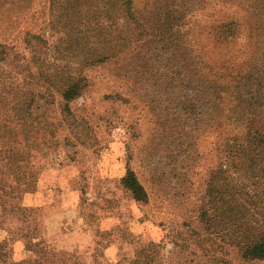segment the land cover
Wrapping results in <instances>:
<instances>
[{
	"label": "rangeland",
	"instance_id": "obj_1",
	"mask_svg": "<svg viewBox=\"0 0 264 264\" xmlns=\"http://www.w3.org/2000/svg\"><path fill=\"white\" fill-rule=\"evenodd\" d=\"M221 1L226 7L215 6L214 0H133V18L128 19L116 0H0V46L10 50L0 62V125L16 131L4 139L0 133V149L12 145L16 150L13 164L0 162V242L9 238L14 262L32 258L35 264H56L33 255L34 244L43 242L84 264H211L207 259L264 264L240 259L232 231L238 220L256 229L264 219V170L259 169L264 159L257 165L251 159L231 163L225 157L229 141L208 132L191 146L189 139L173 146L155 133L162 121L154 117L159 111L142 108L145 93L138 92L140 87L127 89L119 80L151 79L157 64H164L160 52L149 45L161 13L160 22L169 29L179 18L181 32L191 31L193 48L202 47L204 60L211 57L217 64L229 58L230 66L252 64L245 39L251 31L262 42L258 69L264 93V0ZM217 9L242 20V37L231 42L217 38ZM253 24L256 29H250ZM198 33L203 37L196 38ZM107 51L113 60L85 65ZM71 75L85 77L88 87L68 104L71 116L61 121L56 107H43L37 96L56 97L57 80ZM238 77L225 82L235 88ZM235 92L229 90L227 96ZM3 97L12 100L4 110L13 109L7 113L12 119L4 122ZM24 99L34 100L27 110ZM230 108L226 100L224 116L232 113ZM45 110L47 120L59 125L56 152L46 160L36 135L42 126L39 114ZM30 111L28 117L25 112ZM234 127L238 141L248 130L264 136V114L246 116ZM127 163L151 192L147 204L135 203L120 185ZM37 172L33 193L22 195L21 201L22 207L37 210L36 218L19 226L17 216L3 215L16 199L11 174ZM203 212L213 219L210 227L201 220ZM17 227L21 235L13 232Z\"/></svg>",
	"mask_w": 264,
	"mask_h": 264
},
{
	"label": "trees",
	"instance_id": "obj_2",
	"mask_svg": "<svg viewBox=\"0 0 264 264\" xmlns=\"http://www.w3.org/2000/svg\"><path fill=\"white\" fill-rule=\"evenodd\" d=\"M214 1L215 6L222 8L226 7L225 2L221 0ZM116 2L120 14L123 15L122 17L132 19L133 0H116ZM213 16L217 23V38H221L223 42H231L238 40L240 38L239 36L242 37L240 24L242 20H240L236 14L230 12L226 13L221 9H217L213 13ZM161 18L162 15L159 13L157 26L151 36L149 45H154L153 50L160 52L161 57L163 56L164 58V64H157L156 70H154L157 74L151 77V79H130L129 77L125 79L124 77L119 80H122L127 89L140 87L138 92L142 91L145 93L142 108H147V110L152 109L153 113L159 111L157 116L155 115L154 117L162 121L161 125L163 127L159 125L155 133H159L162 140L168 141L169 139L170 144L175 146L179 145L180 139H189L188 146H191V143L195 142V139L198 138V136H202L204 133L208 132L217 134L218 136L223 135L226 140L229 141L228 147L226 148L227 155L225 157L230 159L231 163H234L238 159H251L253 162H256L257 165L259 161L264 159V136L258 134V132L248 130L244 137L238 141V138L233 132L235 127L231 128V126H233L237 120L238 122L239 120H245L246 116L258 118L264 114L262 110L264 106V93H261L259 90V81L262 78L260 77L261 71L258 69V61L260 60V55L258 56V53L262 51L259 44H262V42H260V40L256 38L257 36L252 34L251 31L250 34H246V47L248 50H252L251 55L248 56V60L251 61L252 64L238 62L235 66H230L229 63H232V58L217 64L211 57L204 60L205 55L202 54V47L198 49L193 48L194 38L188 39V35L191 31L189 32L187 29L188 32H181V24L177 25L179 18H175V25L171 26L170 29L166 27L165 23L160 22ZM253 18H256V16H253ZM254 25L255 24L251 25L250 29H256ZM170 31H174L176 38ZM138 37L139 36H136V38ZM198 37L202 38L203 33H198L196 38ZM166 38L170 39V41L167 42L165 46L163 45L161 48H157L156 45L160 43V45H162V42H164ZM123 41L126 42V38L123 39ZM127 42L131 44L129 39ZM6 50L10 52L9 49L0 46V62L6 60ZM113 57L114 54L107 51L93 56L88 62H85V65L93 66L94 64H104ZM206 57H208V55H206ZM245 57L246 56L242 58ZM168 62L169 64H167ZM247 69L248 71L246 72ZM237 76L239 77L236 82H234L235 88L232 87L231 82L226 84L225 81L228 78ZM49 83H52V81H49ZM57 83L60 88L57 91L56 97L39 94L37 99L42 103L43 107L44 105L55 106L62 121L64 118L71 116L68 104L82 97L88 87V81L81 75H71L67 76L65 79L57 80ZM7 85L10 86L11 84L8 83ZM232 89L236 90L235 94L227 96L228 91ZM3 93L7 95L6 92ZM55 99H58V102L55 101ZM226 100L231 101L230 109L232 113L228 116H224L222 109ZM32 101L34 100L24 99L21 103L25 105L24 108L27 110L31 107ZM233 104L237 105L234 106ZM8 105L12 106V100L8 101L7 97H3V110L5 106ZM250 110H252V112H249ZM12 111V108L8 110L6 108L3 111V122L12 119L10 115L7 114ZM46 112V110L40 112L39 117L42 119V126H40L36 132V135L40 134L39 140H41L38 149L45 160L49 155H54L56 152L55 141H57V139L55 136H57L59 130V125L57 123L54 124V122H49L47 120ZM25 113H27L28 117L31 116V111ZM8 124L10 125V122ZM0 129H3V131L0 130L2 138L5 134H8L10 137L15 136V129L6 126L5 123L0 125ZM15 152V147L12 145L8 146L7 150L0 149V162L5 160V163L13 164L14 159L12 156ZM259 169L262 172L264 170V165L259 166ZM39 174V172L29 175H24L23 173L11 174L14 181L17 183L16 199L9 205V210L3 209V215L12 214L15 215V217L17 216L16 223L19 224V226H23L22 224L28 222L29 219L35 221L36 217H34V214L37 210L22 207L21 201L22 195L33 193L38 183ZM158 179V176L155 177V180ZM262 184L264 188V180ZM18 185H21V188H19ZM120 185L130 194L131 199L135 203L147 204L149 202L151 195L150 190L138 181L135 173L128 166V163L126 173L120 180ZM200 217L205 225H209L210 227V223L213 219L207 217L205 212H203ZM245 224L246 225L238 220L232 228L234 232V249L242 260L263 261L264 219L256 229L248 223ZM36 229L38 228H34V230ZM13 232L17 235H21L22 228L17 227ZM240 232L242 234L238 236L237 234ZM7 235L10 236V232H7ZM34 249L33 255L39 259L52 260L56 264H84L79 258H75L69 253L52 249L43 242L34 244ZM10 250L11 244L9 238L0 242V264H35L32 258L14 262L11 259ZM146 251L147 249L144 252ZM146 257L147 256H145V258ZM206 261L211 264L213 263L210 259ZM150 262L151 261L147 260V262L141 264H149ZM217 263L219 264L218 261L213 264ZM134 264L140 263L137 262Z\"/></svg>",
	"mask_w": 264,
	"mask_h": 264
}]
</instances>
